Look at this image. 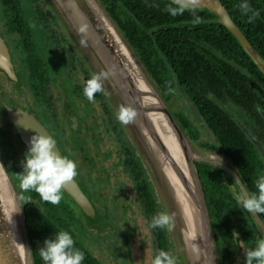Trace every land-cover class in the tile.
Masks as SVG:
<instances>
[{"label":"trees","instance_id":"16d2710c","mask_svg":"<svg viewBox=\"0 0 264 264\" xmlns=\"http://www.w3.org/2000/svg\"><path fill=\"white\" fill-rule=\"evenodd\" d=\"M158 1L162 3L168 2L165 0H154V2ZM220 1L264 60V0H247L252 10L259 13L251 22H249V17L252 16V12L244 15L236 7L244 0ZM25 3H27L26 9ZM101 3L123 33L125 40L138 55L140 62L157 86L163 99H170L173 95L172 92L165 90L164 86L166 85H169L167 89L173 88V92L178 93L176 87V80H178L183 90L192 99L214 132L216 144L205 139L206 133L202 128L200 130L196 129L190 121L182 119L178 112L176 114L177 117L173 113L183 131L189 128L190 140L197 142L201 138L203 142L199 141L200 147L204 149L209 147L210 151L219 154L230 162L238 171L249 194L256 192L255 181H257L259 171L264 169V165L256 148L246 138L241 127L229 117L226 109L234 103L241 110L244 109L248 114L260 117L264 122V118L258 115L255 109V106L260 102V108L264 112V101L256 96L257 93L254 94L250 90L255 87L251 77L260 78L263 86L264 78L242 51L233 36L225 28L217 24L215 16L204 10H196L195 15L202 20H208L207 23H199L195 26L184 23L193 21V14L189 11H185V13L180 15V20H178L179 16H172L171 14L166 16L161 12L156 14L158 16H151L154 6L149 4V0H101ZM1 4L4 13L8 16L10 28L15 29L20 37V46L17 45L26 53V61L33 67L35 73L40 76L39 83L42 86L49 81V72L56 78L60 76L59 68L55 72L53 67L49 68V63L54 62L55 59L58 58L61 70H68V74H64L65 78L62 75V77L60 76L63 78L64 84L62 85L64 88H62L63 91L58 93L59 99H62L63 103L68 104V97H62V95H66L64 90L71 93L74 90L79 93L81 91L77 76L70 74L73 69L67 65L69 60L67 57L70 54L68 51L74 54L75 58L73 60L77 61L78 59L82 70L84 69V79L87 81L92 76L86 70L84 60L75 49L55 13L50 9L46 0H1ZM178 21H180V26H166L175 22L178 23ZM158 26L162 27V29L153 34L149 33L151 28ZM56 31L59 32L60 36ZM45 32L49 33V39L54 40L53 47L44 42L40 43L41 37L36 39L39 33L41 36V33ZM68 43V49H62V45ZM46 45L51 50H47ZM163 59L168 60L170 66L167 72L170 77L167 79L165 73L161 71V61ZM172 72L175 74L174 77ZM1 75L3 74L1 73ZM3 78L7 80L4 75ZM167 80H171L175 84L171 85ZM53 83L59 86L57 82L53 81ZM255 89L260 92L263 87L256 86ZM47 91L43 92L46 93ZM208 93L213 96L211 98L208 97ZM102 96L107 104H104V109H109L111 113H114L103 93ZM42 97L46 99L44 95ZM47 102H50V100H47ZM195 123V120H193V124ZM0 135L3 138L2 145L5 147L7 136L1 130ZM122 142L126 151L129 150L130 154L134 153V148L128 142V139ZM0 150L2 151V149ZM2 152H0V157L5 166L9 167L7 170L12 179V177L16 176V168L9 165L4 151ZM131 155L134 156L133 154ZM128 158L127 167L130 170H133L135 166L137 168V161ZM10 168L12 171H10ZM197 168L198 173L199 170L202 171V168L204 169V184L201 178L200 180L216 245L222 247L225 251L221 253V256H225L230 249L234 248V230H238L239 237L249 245H252L254 243V234L256 232L259 234V232L246 214L247 211L233 198L229 188V185H233L231 178L215 168L200 165ZM133 171V179L137 186L138 194L141 192L140 201L145 206L144 211L146 210L147 216L151 215L154 213L151 191L146 181L142 179L140 170L136 169ZM225 181H227L228 185L224 184ZM38 208L31 203L25 205L26 224L35 264V246L46 237V235H43V238L35 236L37 226L41 225L43 228L50 229L45 224L43 215ZM261 216L264 222V214H261ZM156 237L158 247L164 248V237L159 229ZM229 258L230 255L228 256ZM88 263L93 264L91 258H89Z\"/></svg>","mask_w":264,"mask_h":264},{"label":"water","instance_id":"95a60500","mask_svg":"<svg viewBox=\"0 0 264 264\" xmlns=\"http://www.w3.org/2000/svg\"><path fill=\"white\" fill-rule=\"evenodd\" d=\"M165 1L171 2V0ZM46 2L57 16L67 36L87 64L91 74L93 75L101 72L108 73V77L102 81L104 87L103 94L107 98L115 114L122 105L131 107L136 111L137 116L134 122L128 125L122 124V126L127 131L133 147L143 157L146 168L148 167V170L153 172L158 183V188L168 203L170 214L172 215L173 212L176 214L179 223V227L176 230L184 245L187 258H189L188 264H221L197 167L199 165L207 166L224 172L231 178L240 195L245 192L250 195L236 168L219 155L217 156L221 162L209 158L198 157L197 154H202V152L190 144L186 138L187 136H185V133L179 126L173 113L170 112L156 85L140 62L138 55L125 40L123 33L109 16L106 9L103 8L104 6L101 4L100 0H46ZM196 10H204L215 16L217 24L221 25L233 36L242 51L248 56L264 78V60L233 21L222 2L220 0H201ZM82 25L87 26V31L83 34L78 32L79 27ZM160 29H162V27L155 29V31ZM81 39L86 41V46L80 44ZM118 46H123L124 49L120 51L117 48ZM129 56L131 60L126 63L125 60H127ZM0 73L11 82L17 83L19 81L11 60L9 48L1 34ZM178 89L186 100L191 114L200 120L208 139L214 143V132L188 95L182 91L179 84ZM5 100L3 99V95L0 94L1 116H3L7 124L14 129L16 134H18L26 151L30 148V138L37 133L53 138L44 125L37 119L35 113L29 106L19 107ZM154 116L168 122L185 148L184 155L187 157L188 167L184 166L182 172L187 175V178L191 176L194 181L195 191L198 195L197 200H194L199 210L198 240L187 239V241H185L183 238V228L179 211L173 200L171 190L158 166V161L156 160L157 154L152 148V145L157 141ZM242 129L251 138L264 163V148L262 144L253 137L249 131L245 128ZM76 139L78 141L80 140L78 137H76ZM189 148L196 157L188 154ZM80 149L82 151V148ZM54 150L61 156H64L57 143ZM149 156H151V159ZM170 159L174 163L172 158ZM0 165L3 166V168H0V186H4L3 179L6 180L9 188L10 202L13 205L12 211L9 208L6 195H4L5 198H1L0 264H35L26 224L25 205L20 206V210L15 212L17 207L23 202L20 200L17 188L1 157ZM158 171L162 177V181L159 179ZM62 192L72 199L87 220L96 218L95 209L88 196L84 193L77 176L63 186ZM250 215L264 238V222L260 215L256 213H250ZM192 241L194 243L190 244ZM188 247L192 252L199 253L198 260L192 258L190 255L191 251ZM130 264H132V262Z\"/></svg>","mask_w":264,"mask_h":264},{"label":"flooded vegetation","instance_id":"af4514ba","mask_svg":"<svg viewBox=\"0 0 264 264\" xmlns=\"http://www.w3.org/2000/svg\"><path fill=\"white\" fill-rule=\"evenodd\" d=\"M149 4H153V6H154L153 7L154 10L152 11L151 16H153V17L158 16L156 14H159V12H161L162 14H164L166 16L169 15V12L167 11V7L171 4V2L170 3H168V2L167 3H162L161 1L154 2V0H149ZM0 6H1V9H0V34H1L2 38L5 40V43L7 44L8 48H9V52H10V55H11V60L13 62L15 71L18 73V79H19V82L16 83V84H19V85L11 83V82H9V81H7L5 79L6 82L8 83L7 85H9L11 88H12V85H13L16 88L17 92L20 94L22 99H31V96L34 99H41L40 97H41L42 92L45 91V90L46 91L48 90L47 89L48 88L47 86H49L48 83L50 84L51 81L59 82L60 78H61L60 77L61 75L58 76V78H59L58 79V78H56V76H52L51 73L49 72L50 79L48 77L49 81L47 83H44V85L42 86V84L39 83L40 76L37 75L35 73L33 67L30 64H28V62L26 61L27 55H26L25 52L22 51V49H19L18 60H17L16 53H15L16 51L14 49V43L15 42H13V41H14V36L17 35L19 37V35H18V33L16 32L15 29H11L10 28L9 22H8V16L3 11V6L1 4V0H0ZM177 16H179L178 20H180V15H177ZM207 21L208 20H202V24L207 23ZM176 22L172 23V24H169V25H166V26H171V27L172 26H180V21H178V23H176ZM184 23H186V25H188V24L194 25L192 23V21H186ZM196 25L197 24H195V26ZM157 28H159V26L151 28L149 30V33L153 34L154 32H158V31H155V29H157ZM57 34L59 35V32H57ZM39 37H41L40 43L44 42V43H47L49 46L50 45L52 46L54 44L53 42L51 44L48 32L41 33V36H40V33H39L36 36V39H38ZM18 43H20V37H19ZM67 45H69V43L66 44V46ZM62 46H64V44ZM45 47H46L47 50H51V48L48 47L47 45ZM54 48H55V45H54ZM62 49H64V48L62 47ZM20 51H22L23 53L20 52ZM68 52L71 53V51H68ZM71 58L72 59L75 58L74 54L71 56ZM77 61H78V59H77ZM58 65H60V63H59L58 58H57V59L54 60V62L49 63V68L53 67L54 72H55L58 69ZM161 65H162L161 71L163 73H165L166 79L169 78L170 74L167 73L168 69L170 68V66L168 64V60L163 59V61H161ZM60 72H61L62 76L65 78V76L63 75V71L60 70ZM51 76L53 77V79H51ZM172 76L173 77L175 76L174 72H172ZM170 81H168V82L171 85L175 84L172 81H171L172 82L171 83ZM251 81L255 84V87H253V89H250V90L254 94L257 93L256 96L258 98H261L264 101V86H263L260 78L251 77ZM58 84H59L58 87H60L61 89L64 88V86L62 84H60V83H58ZM178 84H179L180 88L182 89V91L185 92L183 90V88L181 87L180 82H178V80H176V87H177L178 93H176V92L174 93L173 92V88L167 89V86H169V85L164 86L166 91H169V92L173 93V95H172V97L170 99H165L164 101L169 105V102L173 98L176 97V99L177 98L180 99V104H179L180 108H178L175 111H173V113L176 115L177 112H178L182 119H186L187 121H190L192 123L193 127H195L196 129L200 130V128H202L201 122L196 116L191 114V110H190L186 100L181 95V93H180V91L178 89ZM256 86L257 87L262 86L263 89L259 92V90L255 89ZM80 88H81L80 93H82L83 89H82L81 86H80ZM61 91H63V89ZM64 91L66 92V95H62V97H65V98L68 97V100H69L68 104L63 103L62 99H59V96H57V97L60 100L59 110L62 111L61 115L63 116L64 119H66V120L68 119V122H69L68 123L69 129L66 128V130H65V134L66 135H65L63 141H64L65 145L69 146V150H71V143L68 140L67 132L69 130L73 135L76 136V133L78 131L76 129V125H77V122L79 123V121H81V119L78 118L77 116H75L76 108H75V106L73 104L70 103V99H71L70 94H67V93L70 92L69 89H68L69 92H67V90H64ZM99 95H100V93H97L98 99H99ZM101 95H102V93H101ZM207 96L211 98L213 95L208 93ZM190 100L192 101L191 98H190ZM103 101H105V100L103 99ZM50 102H51V100H50ZM104 104L105 103L103 102V109H104ZM233 104L228 109H226V112L229 115V117H231V119L236 124H238L239 127L245 128L247 131H249L253 135V137H255L262 144V147L264 148V122L260 119V117L258 118L256 115H253V114L250 115V114H248L246 112V110H244V109L241 110L236 104H234V105ZM47 105H48V102H46V106ZM260 105H261L260 102H258V104L255 106V109L257 111V114L260 115L262 118H264V116H263L264 112L260 108ZM21 106H23V107L29 106L30 107V103L29 104H22ZM195 107L197 108L196 105H195ZM48 108H50V107H48ZM197 110L199 111L198 108H197ZM70 111H71V113H70ZM199 113H200V111H199ZM37 114H38V112H36L37 119L42 124L45 125V127L47 128L49 133L53 136V138L55 139L56 143H58L62 154L75 162L76 167H77V173H78L76 176L79 178V181H80V184L82 186V189H83L84 193L90 199V201H91V203H92V205H93V207H94V209L96 211V215L105 213L108 218L104 220V219L99 217V219H98L97 223L99 224V227L105 226L104 229H102V230L99 229L100 230L99 232L104 233V235L102 237H100L98 235V233L96 232L98 230L92 229L90 227L88 220L85 217H83V215H82L80 209L78 208V206L72 201V199H70L63 192H62V197L63 198H62V200L60 201V203L58 205H52L50 203L42 201L40 199L39 195L36 194L33 191L24 193L25 194V198L29 201V202L25 203L24 205L31 203V204L36 205L37 207H39L38 209L40 210L41 214L43 215V219L46 222L45 224L50 228V229H46V228H43L41 225L37 226V232H36L35 236L39 237V238H43V235H46V237L44 239L40 240L35 246L36 264H44L43 260L41 259L40 255H39V249L41 247H43L44 241L46 239H54L56 234L61 232V231H67L68 233H70L72 235L74 241H75V247L80 249L82 252H84L85 259L82 261V264H89L88 263L89 258L92 259L93 264H105L99 259L100 255H98L99 258L97 256H95V253L99 254V252H101L103 246H105L108 249V255L111 258V264H117V261H120L121 259H123V261L125 263H127L128 254H130L129 245H127V241H128L127 237H129L128 232H130V229L128 228V225H129L128 219L129 218L126 219L127 215H124V216L122 215L121 216L120 214H118V215L114 214L115 212L112 213V211H116V210H119V212L122 211V210H120V208L122 207L121 204H120V199H124L125 198V192H126L127 188L124 185H122V186L119 185V188H118V191H117V195H113V196L110 195L109 200L111 201V203L110 202L109 203L111 204V206L109 204L105 203V205L108 206V208H106V207L104 208L105 205L102 204V201L104 200V196L103 195L110 194L109 191H106V192L103 191V190H106L105 187L107 186V181L100 182V181L96 180L95 182H92L91 180H89L91 174L90 173L88 174V172L89 171L93 172V171L98 169V166H97L98 161L97 160L94 161L91 157H89V155H88V157L85 156V153H83V156H82L83 150L84 151H86V150L89 151V150H92V148H89V145L87 146V144H85V147L84 146L82 147V144H81L82 140H79L78 142L81 144V146L79 148H82V151L80 149V151H77V152L80 153L79 155L82 157L83 161L75 160L73 158V155H68L69 154L68 151L65 148H63L61 143L57 140L55 135L52 133L51 129H49L50 126L45 121L41 120L39 118V115H37ZM70 114H72V115H70ZM176 117H177V115H176ZM193 120H195V122H196L195 124H193ZM180 125H181V122H180ZM116 126H117V123L114 120V126H113L114 131H116L115 130ZM0 130L3 132L1 127H0ZM188 130H189V128H187L184 132L187 135L188 139H190V135H189ZM3 133H5V132H3ZM200 134H201V132H200ZM244 134H245L246 138H248L251 141V143L253 144L251 138L249 137V135L245 131H244ZM116 135L118 136L119 150L122 152V153L120 152V159H121L122 155H123V159H122V161L116 162L117 163V164H115L116 166L115 167L112 166L111 168L116 169L119 166L118 163H122V167H123L125 173H129L128 175L132 179L134 178V174H133L134 171L133 170H136V169L138 171L140 170L141 174H142V171H143L144 174H142V179L145 180L147 185H148V181H147L148 174L146 173V171L144 169V165L141 162L140 157L137 156V153H136L135 149H134V153H131V154L134 155V156H132L130 154L129 150L126 151L125 150L126 149L125 146L122 145V143H123L122 141L123 140H127V138H125L124 136L122 137V132L120 130L116 131ZM74 139H76V137ZM205 139L208 140L209 142H211L208 139L207 134L205 136ZM70 140H72V142L74 144V140L73 139H70ZM201 140L202 139L200 138V140H198L196 142L198 146H199V141H201ZM201 142H203V141H201ZM211 143H213V142H211ZM213 144H216V140H215V142ZM253 146L256 148V146L254 144H253ZM200 148H202L203 150L207 151L206 153H204L206 155H210V156L219 155L217 153H214V152L210 151L209 147L206 148V149H204L203 147H200ZM4 154H5V157H6V161L9 162V160L11 158V155H8L6 152H4ZM96 154H98L97 150H95L94 157L96 159H99L96 156ZM258 154L260 156V160L262 161V164L264 165L263 160H262L261 155H260L259 152H258ZM127 158L136 160L137 161V168L135 166L133 170H130L127 167V165H126ZM102 159H103V157H102ZM78 165H81V166H78ZM87 168H88V170H87ZM8 169H9V167H8ZM82 170L84 171V174L82 173ZM10 171H12L11 168H10ZM86 172L88 174V177H85V173ZM199 175H200L199 177L202 179V182L204 184V169L203 168H202V171L199 170ZM262 176H264V169L259 171L257 180L260 177H262ZM12 179L14 180L16 187H19L18 186L19 185L18 177L14 176V177H12ZM133 181H134V179H133ZM224 184L228 185L227 181H225ZM229 186H230L229 188H230V191H231V193L233 195V198L236 200V202L238 204H240L239 200H240L241 195L238 192L235 184L233 183V185H229ZM148 187H149V185H148ZM149 189H150V187H149ZM119 194H120V197H119ZM140 194H141V192L138 194V201L140 203V206H141V209H142L144 215H146L147 212L145 213L146 210L144 211V209H145L144 203H142V201H140ZM151 195H152V193H151ZM152 201H153V197H152ZM153 209H154V207H153ZM246 214L249 216V218L251 219L252 223L255 225L257 231L259 232V234L257 232L254 234L255 235L254 236V243L252 245H249L242 238L239 237V231L238 230H234L233 231V239H234L235 244H234V248L230 249L228 254L226 253V255L222 257L221 253L224 251V249L222 247H218L216 245L217 246V250H218L219 255H220L219 256L220 263H224V264H244V260H245L244 252H247V251L253 249L256 246V242L258 240L264 239L262 237L261 232L257 228L255 222L253 221L250 213L246 212ZM153 215H154V213L151 214V215L149 214L150 219L153 217ZM259 215H260V217L262 219L261 214H259ZM111 218L114 219L113 222L111 221ZM121 221H124V222L120 226L119 222H121ZM106 223L109 225L107 228H110V225L112 226L113 232L108 231L110 234H105V232H104V230L105 231L108 230V229H106ZM157 231H158V229H157ZM160 232L162 233L161 230H160ZM162 236H163V234H162ZM125 240H127V241L125 242ZM155 244L158 247V243L156 242ZM163 249L164 248H159L158 247V250H163ZM237 253L241 257L240 261L236 260V254ZM229 255H230V258L228 259ZM253 264H255V261H254Z\"/></svg>","mask_w":264,"mask_h":264},{"label":"rangeland","instance_id":"374dc122","mask_svg":"<svg viewBox=\"0 0 264 264\" xmlns=\"http://www.w3.org/2000/svg\"><path fill=\"white\" fill-rule=\"evenodd\" d=\"M26 5L27 3L24 4L25 9H26ZM0 9H1V6H0ZM18 40H19V37L17 35L14 36L13 42H15L14 49L16 51L15 53H16L17 60H18V52L20 49ZM50 42L52 44L54 40L50 38ZM63 48L68 49L66 45H64ZM72 55L73 53H70L69 56L67 57L69 59L67 61V65L73 69L72 73L70 74H76L77 82L83 87V90H84L85 82H86V80L84 79V69L82 70L81 68L82 66L79 64L78 61H75L71 58ZM84 66L86 67V70L89 72V74H91L85 62H84ZM58 68L59 70H61L60 65H58ZM65 73L68 74V70L64 71L63 75ZM60 75L62 74L60 73ZM51 79H53L52 76H51ZM57 83L63 84L64 83L63 78H60V81ZM7 84L8 83L3 78V75H1L0 73V94L3 95V99L4 100L6 99L8 102H11L14 105L19 106V107H23L21 106L22 104L30 103L31 110L35 113V115H36V112H38L37 115H39V118L45 121L50 126V128L49 127L48 128L51 129L52 133L55 135L57 140L61 143L63 148H65L68 151L69 153L68 155H73V158L77 161H83L82 157L79 155L80 153L77 152V151H80L79 147L81 146V144H82V147L83 146L85 147V144H87V146L89 145V148H92V150H89V151L83 150L82 156H83V153H85V156L88 157L89 155V157H91L94 161L96 160L98 161L97 170L93 172L87 171L88 174L89 173L91 174L89 180H91L92 182H95L96 180L100 182L107 181V186L105 187L106 190H103V191L104 192L109 191L110 194L103 195L104 196V200L102 201L103 205H105L106 203L111 206L110 204L111 201L109 200L110 195L112 196L117 195L119 185L120 186L124 185L127 188L125 192V198L120 199V204L122 206L120 210L122 211L121 212H119V210L112 211V213L115 212L114 214H117V215L118 214H120L121 216L127 215L126 219L129 218L128 228L130 229V232H128V235H129V237H127L128 241L125 240V242L127 241V245H129L130 254H128L127 263H125L123 259H121L120 261H117V264H130L131 262L132 264H151V260L154 258L156 254H158V251H159L157 245L155 244L157 242L156 241L157 229L148 228V224L150 223L151 219L149 215L148 216L144 215L141 209L140 203L138 201L137 186L135 182L133 181V179L128 175L129 173H125L122 167V163H118L119 166L116 169L111 168L112 166L113 167L116 166L115 165L117 164L116 162L122 161L123 159V155L121 156V159H120L121 151L119 150V142H118V136L116 135V131L120 130L122 132V137L124 136L125 138H127L128 142L131 145H132V141L129 138L127 131L122 126V124L115 119V115H116L115 112L111 113L109 109L107 110L103 109V102L105 103V101H103V97L101 93L99 95V99H98L97 93L95 94L94 102H89L87 100V98L84 95V91L82 93H79L77 90H74L72 93L71 92L67 93V94H70L71 96L70 103L73 104L76 108L75 116L81 119V121H79V123L77 122V125H76V129L79 131V132L77 131L76 136L73 135L69 130L67 132L68 140L71 143V150H72L71 151L69 150V146L65 145L63 141L66 135L65 130L66 128L69 129L68 127L69 122H68V119L66 120L63 118V116L61 115L62 111L59 110L60 100L58 99L57 96H58V93L61 92V88L56 86V83H53V81H51L50 84L48 83L49 86H47L48 91L46 93L42 92V94L45 96L46 99L42 97V94L40 97L41 99H34L32 96H31V99H22L20 94L17 92L16 88L12 85V88H13L12 89ZM47 100H51V102H48V105L46 106ZM179 104H180V99L178 98L176 99L175 97L169 102V105L167 104V106L170 112L173 113V111L180 108ZM113 118L116 120V123H117L116 129H115L116 131H114L113 129V126H114ZM0 127L7 136L5 147H4L2 145L3 138L0 135V149H2V151L6 152L8 155H11V158L8 163L10 166H14L16 168L15 175L18 177L17 174H21L23 172L22 165H23L25 153L27 151L24 148L22 142L20 141L18 134H16L14 129L7 124L6 120L3 117H1V113H0ZM77 136L78 138H80V140H82L81 144L78 142L77 139H74ZM186 138L188 139V137ZM70 139L74 140V144L72 140ZM188 141L190 142L192 146L197 148L202 153L207 152L206 150H203L202 148H200L196 142H193L190 139H188ZM95 150H97L98 154H96V156L99 159H96L94 157ZM2 151L0 150L1 153H3ZM135 151L137 153V156L141 157L140 158L142 159L141 162L144 165L145 162H144L143 157L140 155V153L137 152L136 149ZM149 158L151 159V156H149ZM78 166H81V165H78ZM6 169L8 168L6 167ZM144 169L146 173L148 174L147 181H148V185L150 187V191L152 193V197L154 201V215L153 216H155L159 212H166L170 214L168 203L166 199L164 198V196L162 195V193L160 192V189L158 188V183H157L155 176L153 175V172L151 170L150 172L148 170V167L146 168V165H144ZM87 172L85 173V177H88ZM82 173L84 174L83 170H82ZM142 174H144L143 171H142ZM159 179L160 181H162V177L160 173H159ZM12 181L15 185V182L13 179ZM16 188H17L19 196L23 195L25 197V194L21 192L20 188L19 187H16ZM119 197H120V194H119ZM105 207L108 208V206L106 205L104 206V208ZM172 216L174 217V225H175L174 228L171 231L160 229L164 237V249L163 250L167 251L171 256L175 258L176 264H188L189 258H187L184 245L181 242L179 238V234L176 230L179 227V223H178L175 212L172 213ZM99 217L104 220L108 218L105 213H102L99 215L97 214L96 218H94L93 220H88V222H89L90 227L92 229L98 230L96 232L98 233L100 237H102L104 233L99 232L100 231L99 229L102 230L105 228V226L99 227V224L97 223ZM111 221L113 222L114 219L111 218ZM123 222L124 221L119 222V225L121 226ZM108 226L109 225L106 223V229L108 230L106 231L104 230L105 234H110L108 231L113 232L112 226L110 225V228H107ZM98 255H100V258L98 257ZM95 256H97L103 263L111 264V258L108 255V249L105 246L102 247V250L101 252H99V254L95 253ZM236 260L237 261L241 260V257L238 253L236 254Z\"/></svg>","mask_w":264,"mask_h":264},{"label":"clouds","instance_id":"9594fccd","mask_svg":"<svg viewBox=\"0 0 264 264\" xmlns=\"http://www.w3.org/2000/svg\"><path fill=\"white\" fill-rule=\"evenodd\" d=\"M201 0H171L167 11L172 16L182 15L185 11L193 14L192 23H202V19L196 16V9ZM174 5V6H173ZM236 7L249 17L251 22L259 15L253 11L247 0ZM87 26L79 27L78 32L86 33ZM80 44L86 46V41L81 39ZM108 77L107 72L93 74L85 82L84 95L89 102H94L96 93H104L102 81ZM137 116L136 111L128 106H120L116 112L115 119L123 125L134 122ZM30 148L25 153L23 161V172L18 175L19 188L22 193L33 191L39 195L40 199L52 205H58L62 200V188L70 182L78 173L73 160L66 156H61L54 150L55 139L50 136L35 134L30 138ZM215 162V161H214ZM221 162V161H220ZM219 162V163H220ZM0 168H3L0 165ZM256 192L248 195L246 192L241 195L239 203L241 207L250 213L264 214V176L255 181ZM23 202L15 212L20 210V206L29 202L23 195L20 196ZM174 217L166 212H159L151 218L148 224L149 229H165L171 231L174 228ZM39 255L44 264H82L85 254L75 247V241L70 233L61 231L54 239H46L43 247L39 249ZM244 264H264V239L256 242V246L244 252ZM151 264H176V260L165 250H159L158 254L151 260Z\"/></svg>","mask_w":264,"mask_h":264},{"label":"bare ground","instance_id":"6f19581e","mask_svg":"<svg viewBox=\"0 0 264 264\" xmlns=\"http://www.w3.org/2000/svg\"><path fill=\"white\" fill-rule=\"evenodd\" d=\"M117 48L120 51L124 49L123 46H118ZM129 60H131L130 56L127 58V60H125L126 63L130 62ZM154 122L155 128L157 130V141L152 145V148L157 154L156 160L158 161V166L160 167L162 175L171 190L173 200L176 203L177 209L179 211L183 228V238L185 241H187V239L198 240L199 210L194 202V200H197L198 195L195 191L194 181L191 176H188L187 178V175L182 172L184 166L188 167L187 157L184 155L185 148L167 121L154 116ZM188 154L190 156H195L190 148L188 150ZM197 155L200 158L204 157L220 161L219 157L217 156H210L204 153ZM170 158H172L174 163ZM3 183L4 186H0V201L1 198H5L4 195H6L9 208L13 211V205L10 202L9 188L6 180L3 179ZM193 243L194 242L192 241L190 244ZM188 249L191 251L189 247ZM190 255L195 260L199 259V253H194L191 251Z\"/></svg>","mask_w":264,"mask_h":264}]
</instances>
